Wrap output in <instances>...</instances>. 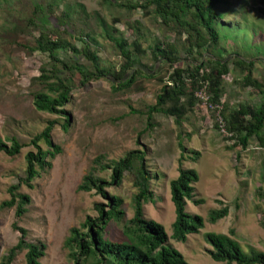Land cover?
I'll list each match as a JSON object with an SVG mask.
<instances>
[{"label":"rangeland","instance_id":"rangeland-1","mask_svg":"<svg viewBox=\"0 0 264 264\" xmlns=\"http://www.w3.org/2000/svg\"><path fill=\"white\" fill-rule=\"evenodd\" d=\"M147 1L0 0V137L8 145L15 138L24 146L14 157L0 153V205L11 199L9 189L16 185H20L19 193L32 198L28 213L20 219L16 218V208L0 211V264L19 241L20 234L13 229L14 222L28 231V241L47 245L43 264H75L65 246L71 229L80 228L88 217L97 218L96 205L107 204L96 191H79V186L92 167L96 168L99 177L110 182L112 171H102L95 163L97 158L102 157V164L106 165L137 150L145 152V161L153 178L154 201L144 205L145 219L165 227L168 244L189 264H225L214 261L209 255L211 246L205 238L208 233L231 237L246 253H264V146L253 137L247 148L241 147L231 138L221 112L224 106L231 110L242 104L259 106L264 102L262 93L242 85L246 71L237 68L231 56L237 53L240 59L254 62L253 77L264 85L261 0H224L217 8L224 17L218 28L224 29L228 36L222 39L219 50L230 61V73L222 85L220 105L211 104L206 87L198 88L195 95L200 101L193 110H187L181 116V124L175 117L157 113L153 115L152 126L147 108L156 104L162 87L171 82L175 71L205 64L202 72L210 73V60L220 54L208 48L189 53L187 35L175 30L166 31L154 7L128 8L137 4L146 6ZM66 12L70 14L69 18ZM46 16L58 26L55 33L49 24L40 22ZM104 31L126 39L129 44L139 39L142 49L146 50L145 54L134 53L139 62L137 68L143 73L131 89L113 86V78L121 73L125 61ZM42 32L53 33L50 35L52 40L59 35L68 41L71 48L58 53L61 60L95 72L90 59L73 53L72 47L84 48V40L98 56L100 68L108 72L107 78L82 86L79 73L62 71L61 77L74 87L65 107L71 116L68 130L63 127L64 116L39 112L34 104L35 92L44 87L34 80L42 74V68L51 69L48 53L31 50ZM242 39H247L250 45H259V49H249ZM158 40L178 46L176 63L158 62L147 51ZM183 79L186 92L197 87L189 79L188 72ZM182 102L181 109L187 106L185 98ZM49 122H56L52 141L61 147L62 153L48 158L52 167L39 170V177L30 189L23 182L26 155L36 152L31 142ZM180 144L185 148L184 168L194 169L199 174V182L194 185L195 200L204 201L201 205L188 201L186 212L205 220V227L198 234L189 235L185 243L172 239L176 213L170 183L179 175ZM40 146L49 150L44 141ZM196 152L200 153L199 157ZM192 157L197 160L193 162ZM133 181L134 176L126 172L120 185L106 189L109 196H118L124 201L122 221H112L107 228V237L112 241L125 239L124 226L134 216L133 198L137 189ZM225 206L229 207V215L215 224L210 223L209 213ZM12 264H26V251L18 252Z\"/></svg>","mask_w":264,"mask_h":264},{"label":"trees","instance_id":"trees-1","mask_svg":"<svg viewBox=\"0 0 264 264\" xmlns=\"http://www.w3.org/2000/svg\"><path fill=\"white\" fill-rule=\"evenodd\" d=\"M112 3V0H105ZM224 0H148L147 5L128 6L130 10L139 8L154 7L155 14L161 20L162 25L167 30H175L179 34L187 35L188 52L193 53L195 49L216 50L220 56L210 60L211 72H202L205 64L197 65L192 69L176 70L171 76V82L165 84L157 97L156 104L147 108V117L152 126L153 115L163 113L167 116L175 117L178 124H181V116L187 110H193L199 103L195 95L196 89L206 87L210 93V102L214 106H219L223 94L222 85L225 77L230 73V61L223 57V51L219 50V45L223 38H227L224 29H219V23L224 19L222 13L218 11V6ZM260 13L264 19V0H261ZM69 18L70 14L65 13ZM44 25H50L53 33L58 31L50 16L40 20ZM137 25H139L137 23ZM222 27V26H221ZM65 32H69L68 28ZM53 33L42 32L37 45L32 47V51L48 53L51 60V69L42 68V74L34 81L41 83L44 87L34 94V104L39 112L52 115L64 116V129L68 130L71 123V116L66 112L65 107L71 100L74 87L71 83L61 77L63 70L77 72L82 76L81 85L85 86L93 80L108 76V72L100 68L98 56L92 52L88 43H85L82 50L72 47L73 53L78 57L90 59L95 72L88 71L83 65H72L64 62L59 57V51L71 48L68 41L57 35L54 40L50 39ZM111 40L120 55L124 58V65L121 73L115 75L113 86L116 89H131L142 71L137 66L139 62L134 53H146L142 49L141 42L136 39L132 44L124 38L112 36L108 31L103 32ZM249 49H259V45L248 44V40L242 39ZM245 47V46H244ZM152 57L158 62L166 61L174 64L179 60L177 55L179 48L176 44H170L158 40L154 46H149L148 50ZM233 56L234 64L237 68L245 70L242 85L252 87L264 95V85L253 77L252 68L254 62H246L240 59L237 53ZM188 72L189 79L196 84V88L191 92H186L183 75ZM187 100V106L181 109L183 99ZM222 117L226 121L227 131L231 138L237 140L239 145L247 148L250 139L256 137L264 146V102L259 106L240 105L238 109L228 110L223 108ZM56 122H49V125L38 134L31 142L36 148L26 155L27 168L26 178L23 182L33 188L32 182L39 177V170H46L52 167L48 158H55L62 153L61 147L52 141V132ZM149 125V123H148ZM11 145H8L0 137V153H5L10 157L21 153L23 145L12 138ZM44 141L49 147L45 151L41 148L40 142ZM182 155L179 159V175L171 181V200L174 204L176 219L173 224L172 239L185 243L188 236L198 234L205 227V220L202 216H193L186 212L188 201L196 205L204 203L202 200H195L194 185L199 182V174L194 169H185L184 151L180 144ZM197 157L200 153L196 152ZM146 154L140 150L128 153L119 161L102 164V157L96 159L101 170H111L110 182L98 176L95 167H92L87 176L84 177L79 191H96L104 200L106 206L97 204L96 210L99 214L97 218L88 217L80 228H72L70 236L66 239L65 246L70 250L71 258L75 264H189L184 256L173 246L168 244V235L165 227L155 221H147L144 216V205L154 201V193L151 190L152 174L145 161ZM193 162L196 157L190 158ZM129 172L134 176V187L137 193L133 198L134 216L124 226V240L112 241L109 239L107 228L112 221L121 222L124 217L122 205L123 199L118 196H109L107 187L120 185ZM20 185L12 186L9 189L11 199L4 201L0 205V211L6 208H16V218L20 219L28 213V206L32 203V198L28 194L19 193ZM229 215V207L215 209L209 213V221L212 224L226 218ZM264 228V222H263ZM13 229L19 232L20 237L16 246L9 250L7 256L3 258L1 264H12L16 254L26 251V264H43L47 245L43 242H31L27 240L28 231L14 222ZM206 242L211 246L209 255L219 263L225 264H264V253L251 251L246 253L243 247L234 239L226 235L208 233L205 235Z\"/></svg>","mask_w":264,"mask_h":264}]
</instances>
